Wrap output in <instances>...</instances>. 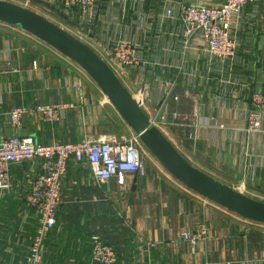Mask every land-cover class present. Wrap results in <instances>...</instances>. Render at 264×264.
Listing matches in <instances>:
<instances>
[{"label":"crops","instance_id":"obj_1","mask_svg":"<svg viewBox=\"0 0 264 264\" xmlns=\"http://www.w3.org/2000/svg\"><path fill=\"white\" fill-rule=\"evenodd\" d=\"M37 1L64 14L58 0ZM203 1L223 0H100L91 33L81 29L83 41L102 52L113 38H135L142 63L125 69L122 82L133 94L144 82L151 84L147 112L158 120L164 111L160 128L192 164L264 200V121L260 133L247 137L245 132L252 94L264 91V3L247 4L234 17L239 52L223 61L200 35H185L181 4ZM169 9L172 16L167 15ZM70 22L78 27L75 20ZM91 81L55 48L0 22V141L14 134L43 144L132 134ZM168 81L175 85L166 95ZM52 102L70 105L59 121L26 117L19 128L12 127L10 112L15 107ZM40 163L13 165L9 187L0 189V264L28 263L39 219L26 193ZM154 172L148 168L144 174H131L120 185L95 179L86 162L70 161L57 225L45 240L42 264H96L93 234L115 247L116 264H264V224ZM201 224L207 226L209 238L193 249L181 232Z\"/></svg>","mask_w":264,"mask_h":264},{"label":"built area","instance_id":"obj_2","mask_svg":"<svg viewBox=\"0 0 264 264\" xmlns=\"http://www.w3.org/2000/svg\"><path fill=\"white\" fill-rule=\"evenodd\" d=\"M100 0H58L57 6L72 20L78 22L86 34L92 31L98 14ZM264 3V0H223L219 4L183 3L180 6L185 35H200L208 50L221 60L233 59L238 55L239 43L233 31V19L242 13L247 4ZM172 9L167 15L172 16ZM97 52L109 63L120 78L125 69L136 68L142 63L141 44L133 37L113 38L109 47ZM122 80V79H121ZM174 82L165 83V93L169 95ZM151 84L144 82L134 96L146 110L151 101ZM70 108L66 103H42L35 106H19L10 112L12 127L19 128L26 117H41L46 122H55L63 118ZM147 111V110H146ZM151 123L160 126L166 120L162 116L159 122L156 115L149 112ZM264 91L252 94L251 107L247 115L246 135L253 137L263 130ZM144 144L137 133L130 135H112L108 138H89L81 142L43 144L32 136L14 134L0 141V189L9 187L10 170L15 164L40 160V168L29 183L26 201L39 219L35 237L28 256L27 264H42L44 243L49 233L57 225V213L62 204V180L67 173L70 161L86 162L100 182L115 180L120 185L127 182L131 174H144ZM31 172H36L33 168ZM28 176V174H27ZM241 190V189H239ZM245 191V190H241ZM181 238L192 248L209 238L205 224L181 232ZM92 260L96 264H115L118 254L114 246L98 234L92 237ZM152 246L153 243L149 242ZM264 259V258H263Z\"/></svg>","mask_w":264,"mask_h":264},{"label":"water","instance_id":"obj_3","mask_svg":"<svg viewBox=\"0 0 264 264\" xmlns=\"http://www.w3.org/2000/svg\"><path fill=\"white\" fill-rule=\"evenodd\" d=\"M0 22L34 35L80 66L140 136L144 146L187 189L244 219L264 224V200L254 198L192 164L160 126L151 123L149 113L92 46L43 14L10 0H0ZM163 114L162 110L158 121Z\"/></svg>","mask_w":264,"mask_h":264},{"label":"rangeland","instance_id":"obj_4","mask_svg":"<svg viewBox=\"0 0 264 264\" xmlns=\"http://www.w3.org/2000/svg\"><path fill=\"white\" fill-rule=\"evenodd\" d=\"M10 1L16 2V3L21 4V5H24L26 7H29L31 9L43 14L44 16H46L50 20L56 22L57 24H59L60 26H62L65 29H67L68 31L72 32L73 34H75L76 36L81 38L82 40L85 39V35H84L85 32L81 30V27L79 26V24H78V27L74 26L70 22L72 20L70 19V21H69L70 17L66 16V15H64L62 13H59V10H58V8L56 6H54L52 4H47L46 2H44V3L38 2L37 0H10ZM91 80H92V78H91ZM91 83H92L93 86H97V84L93 80L91 81ZM96 88H98L97 90H98L100 96L102 98H104L105 100H107L105 95L100 90V88L98 86ZM107 102L110 103L109 101H107ZM132 133H134L133 130H132ZM143 158H144V161H145V170H147L149 168L152 173H153V171H155L154 173H156V174L157 173L166 174L170 178H172L173 180H176L171 174H169L166 171V169L159 162V160L146 147H144V156H143ZM176 182H178L179 184H182V183H180L177 180H176ZM182 186H184V185L182 184ZM244 192L246 194H248L247 191H244ZM259 199H261V198H259Z\"/></svg>","mask_w":264,"mask_h":264},{"label":"bare ground","instance_id":"obj_5","mask_svg":"<svg viewBox=\"0 0 264 264\" xmlns=\"http://www.w3.org/2000/svg\"><path fill=\"white\" fill-rule=\"evenodd\" d=\"M107 98V97H106Z\"/></svg>","mask_w":264,"mask_h":264},{"label":"trees","instance_id":"obj_6","mask_svg":"<svg viewBox=\"0 0 264 264\" xmlns=\"http://www.w3.org/2000/svg\"><path fill=\"white\" fill-rule=\"evenodd\" d=\"M116 264V263H115Z\"/></svg>","mask_w":264,"mask_h":264}]
</instances>
